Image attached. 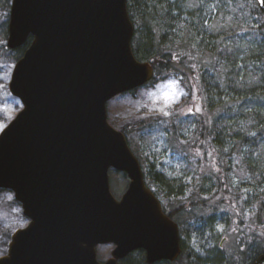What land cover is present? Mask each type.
<instances>
[{
    "label": "water",
    "instance_id": "water-1",
    "mask_svg": "<svg viewBox=\"0 0 264 264\" xmlns=\"http://www.w3.org/2000/svg\"><path fill=\"white\" fill-rule=\"evenodd\" d=\"M133 34L127 0H11L6 47L27 48L8 84L22 108L0 132V190L28 224L0 264H119L136 251L145 264L179 258L177 224L107 121L110 100L154 76L134 57ZM110 170L129 181L119 200ZM108 244L109 259L98 261ZM251 264H264V253Z\"/></svg>",
    "mask_w": 264,
    "mask_h": 264
},
{
    "label": "trees",
    "instance_id": "trees-1",
    "mask_svg": "<svg viewBox=\"0 0 264 264\" xmlns=\"http://www.w3.org/2000/svg\"><path fill=\"white\" fill-rule=\"evenodd\" d=\"M0 1L3 9L0 28L4 33L0 63L14 53L15 64L25 47L7 49L11 0ZM212 3L217 6L214 15ZM247 5L246 0H127V12L136 34L132 40L135 58L150 63L153 80L161 74L182 77L190 96L188 100L193 98L192 86H198L199 97L205 103L203 113H197L200 132L194 143L201 148L208 141L217 152L219 163L240 155L245 149L264 161V112L261 111L264 108V5L255 11ZM205 116L210 119L208 125ZM176 121L172 120L169 126L174 135L169 140L173 152L180 151L177 147L180 129ZM145 127L142 124L133 130L139 132ZM242 168L253 176L257 173L247 162ZM229 169L227 165L222 172L208 171V187L206 180V185L202 182L188 201L175 205L167 213L163 209L179 228L181 255L173 263L156 264H251L264 253V220L261 219L264 213L260 215L264 212V193L258 191V187L264 186V174L257 181V192L244 202L246 207L259 203L256 221H241L235 228L229 210L234 208L233 201L236 205L237 198L236 192L228 190ZM148 176L157 186V197L169 200L182 194L181 187L173 188L175 179H167L158 171L154 175L149 171ZM218 221L225 228L223 233L217 231ZM228 232L230 240L225 236ZM188 239L193 240L191 245ZM255 243L260 249L252 254ZM135 254L139 257L135 262L131 261L134 258L131 254L119 264H145L143 252Z\"/></svg>",
    "mask_w": 264,
    "mask_h": 264
},
{
    "label": "rangeland",
    "instance_id": "rangeland-1",
    "mask_svg": "<svg viewBox=\"0 0 264 264\" xmlns=\"http://www.w3.org/2000/svg\"><path fill=\"white\" fill-rule=\"evenodd\" d=\"M216 1L221 0H215V2ZM246 3L253 11L258 7L254 1L246 0ZM210 7H212L211 9L214 15L217 6L212 3ZM2 10L0 9V15L3 12ZM0 20L3 22L2 16H0ZM246 23H249V19L246 20ZM135 27L138 29L139 26L135 25ZM3 34L0 28V42H3ZM135 36L136 34H134L133 38H135ZM14 57V53H11L0 63V132L14 119L22 108L20 102L12 97L8 91V84L14 66ZM243 74L244 73H242V75ZM246 78H250L249 75H247ZM183 80L184 79L179 75L161 74L142 88L116 96L110 100L106 106L108 124L118 131L123 130L127 133L126 139L128 146L140 163L146 186L152 190L154 194L158 189L149 178V171L153 175L158 171L165 175L167 179H175L177 183H173L174 189L181 187L182 194L180 196L170 197L169 200L155 195L166 213L175 205L188 201V198L202 182L206 185V180L209 181V178L206 177L208 171L212 173L216 171L222 172L228 165L230 168L227 172L228 178L226 180L228 190L236 192L235 195H233L237 198L236 205L235 201H233L234 208L229 210V212L232 213L231 218L234 227H238L237 223L239 224L241 221L244 223L252 222L251 220L256 221V215L258 214L257 205L259 203L253 204L251 207H246L244 202L252 198V195L257 192V181H260L262 179L261 175L264 174V161L258 157V154L252 153L250 155L247 149H245L240 155L228 158V160H226L227 163H219L217 162V152L210 148L208 141H204L202 147L199 148V146L194 143V139H198L200 132L197 113H203V105L205 102L202 103V99L199 97L200 91L198 86H192L191 92L193 98L188 100L190 96L188 95ZM172 81L176 82V89L183 92L184 95L179 96L175 103H171L169 107L165 108L161 93L163 91H170L166 86L171 84ZM193 83L194 82L191 81V85ZM150 94H156L155 99ZM197 106L200 108L199 112L195 110ZM161 108H164V111L167 112L168 115L161 112ZM189 108L192 109L191 113L188 112ZM261 111L264 112L263 107ZM174 119L177 120L175 124L178 129H180V134H178L180 141L177 142V147L180 149L179 152L170 151L169 148V140L174 138L169 126ZM204 119L208 125L210 119L206 116ZM142 124L147 127L139 132H134L133 129ZM193 136L195 137L191 140ZM182 146L187 147V149H183ZM246 156L248 157L245 158ZM246 162L253 169L257 170L254 176L242 168L243 164ZM152 165H154V167H152ZM108 179L110 192L115 199L119 200L127 189L129 183L127 177L121 173L110 170ZM209 183L210 181L207 187ZM258 191L263 194L264 186L258 187ZM263 213L264 212L260 215L262 216ZM261 219L264 220V217L262 216ZM27 224L28 220L22 215L21 207L14 200L13 194L10 191L1 190L0 257L6 254L7 244L10 241L11 235L15 231L26 227ZM217 224L216 228L218 231V226L223 225L219 224V221ZM223 229L225 230L224 226ZM229 233L230 232L225 234L228 240L231 239V237H228ZM257 233L258 235H262V232L258 231ZM192 241L193 240L189 241L188 239V245H191L193 243ZM113 249L114 246L111 244L98 246L96 248L97 259L101 262H105L109 259ZM259 249L260 245L255 243L252 246V254ZM133 255L134 258L131 261L135 262L139 257L135 253H133Z\"/></svg>",
    "mask_w": 264,
    "mask_h": 264
},
{
    "label": "snow or ice",
    "instance_id": "snow-or-ice-1",
    "mask_svg": "<svg viewBox=\"0 0 264 264\" xmlns=\"http://www.w3.org/2000/svg\"><path fill=\"white\" fill-rule=\"evenodd\" d=\"M259 2L264 3V0H259ZM166 88L169 89L170 91H163L161 93V98L164 101V107L165 108L169 107L171 105V103H175L179 96L184 95L183 92H180L176 89V82L175 81H172L171 84L166 86ZM150 95H152L155 99L156 94H150ZM195 110L197 112H199L200 111L199 106H197ZM160 111L164 112L165 115H168V113L164 111V108H161ZM188 112L191 113L192 109L189 108ZM218 231L223 232L224 231L223 226H218Z\"/></svg>",
    "mask_w": 264,
    "mask_h": 264
}]
</instances>
